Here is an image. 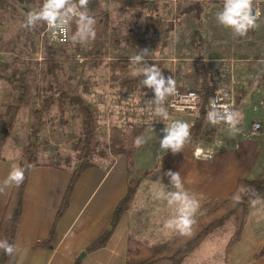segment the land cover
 I'll list each match as a JSON object with an SVG mask.
<instances>
[{
	"label": "crops",
	"instance_id": "crops-1",
	"mask_svg": "<svg viewBox=\"0 0 264 264\" xmlns=\"http://www.w3.org/2000/svg\"><path fill=\"white\" fill-rule=\"evenodd\" d=\"M28 1L5 0L0 8V64L10 65L12 69L15 68V58H20V44L28 49L32 45V41L20 36L26 29L38 32L43 24L38 20L34 25L24 26L26 14L39 10L36 3ZM223 2L88 0V5L99 3L105 9L109 18L108 32L97 42L78 43L71 37L69 45L57 50L60 64L57 71L69 97L81 98L90 105L95 120L102 119L95 126L98 138L102 136H98L101 130L102 137L108 140L111 128L121 131L123 117L132 110L150 114L160 108L159 104H164L168 112L173 113L168 108L169 96L159 104L152 99L145 102L144 107L136 105L149 89L139 88L141 78L145 76L143 69L153 65L160 69L165 80L173 78L181 91L196 90L205 96L208 87L214 93L221 88L233 90L237 98L235 113L239 114L238 131L213 125L204 119L190 134L189 142L181 152L158 154L156 166L148 169L135 163L130 165L128 157L122 153L98 154L82 170L68 206L58 221V211L78 165V153L75 159L71 155L64 157V161L72 163L69 166L41 162L30 167L15 237L16 252L10 264H75L78 261L80 264H127L130 238L157 246L182 234L165 227L166 221L176 215L177 205L167 204L172 193H186L199 203L193 217L195 221L228 199L240 179H249L259 153L257 143L242 134L251 128L243 131L245 116L242 113L251 101H264V34L259 28L264 24V15L254 28L240 36L217 24L216 14L222 10ZM20 5L35 9L28 7L24 10ZM128 11H132L127 16L132 19L130 21L126 20ZM40 35L33 43L37 51L30 56L21 55L32 67L33 97H40L44 92L42 75L35 72L38 66L45 67ZM143 51H147L143 60L139 64L132 63L131 58L142 55ZM80 53L89 54V61L77 63L75 56ZM25 69L23 67L21 71ZM0 83V140L4 141L0 160L1 222L14 187V184L6 186L4 181L14 167H20L24 148L20 145L19 149L13 141L4 138L1 112L12 96L11 84L1 74ZM73 113L72 106H69L67 115L72 114L71 120L76 119ZM67 115L64 125L69 145L79 138V142L83 141L81 124L72 127ZM159 117L162 118L160 114ZM186 117L193 124L196 122L197 117ZM60 128V125L54 126V129ZM74 130L81 134L71 136ZM137 135L140 137L141 133ZM136 149L134 144V153ZM169 171L180 174V188L174 187L165 175ZM133 178L140 179L139 188L110 241L105 247L88 251L87 248L111 228L114 211L127 195ZM263 246L264 241L257 238L255 229L246 224L242 240L228 260H225L224 248L223 264H264V257H255ZM203 263L193 261L191 264Z\"/></svg>",
	"mask_w": 264,
	"mask_h": 264
},
{
	"label": "trees",
	"instance_id": "trees-1",
	"mask_svg": "<svg viewBox=\"0 0 264 264\" xmlns=\"http://www.w3.org/2000/svg\"><path fill=\"white\" fill-rule=\"evenodd\" d=\"M24 1L29 2L28 0ZM41 1L42 0H31V2L37 4L39 9L42 7ZM2 3H5V0H0V8ZM87 7L91 11V17L95 19V39H82L79 35L77 21H73L71 24V37L73 42H97L102 40L108 32L109 18L103 6L97 3L95 5H87ZM42 22L43 24L39 26L38 32H36L35 29H26L25 33L20 36V38H24L26 41H32V45L30 49H28L20 44V58L16 57L13 63V67L15 68L12 69V66L10 65L8 66L3 63L0 64V68L6 73L5 77L11 84L12 96L10 103L1 112L4 126V138H6L10 131L15 127L16 121L24 106L29 105L33 98H35L33 97L34 88L31 83V74L33 72L32 67L27 64V61L21 58V55L27 54L30 56L37 51L35 47H33V43L36 40V37L39 36L45 28V23L44 21ZM26 44L27 42H25V45ZM42 55L45 60V67L41 71V84L44 92L42 93L43 99L39 105L40 107L35 110V115L39 118V121L35 124V130L37 131L39 125L38 122L41 121V124L42 121H44V115L51 114L53 108L58 109L59 114L62 117H65L69 111V106H72L74 112L76 113V117L81 120L82 133L84 135L82 146L77 155L79 164L73 171V176L58 211L56 218V221H58L68 206L71 193L82 170L87 165L91 164L89 156L96 152L99 141L97 139V135L95 134V114L92 112L90 105L79 97H69L68 92L64 90V85L58 77L57 69L60 64L58 61L57 50L47 41H44ZM23 67L26 68L25 71H21V68ZM145 79V76L141 78L139 88H147L144 84ZM165 86L167 87V83ZM213 94L214 90L208 87L206 89V95L204 96L199 116L189 130L190 134L197 130V124H199V122L206 119L207 104ZM123 144L124 142L121 131L116 127L111 128L109 134V144H107V149L109 150L100 151L99 154L103 155L108 152L122 153L128 157L130 165H132L134 150L129 152L126 151ZM3 148L4 141L0 140V160L2 159ZM39 154L40 146L38 143H30L24 147L23 155L19 164V168L25 169L24 180L19 186L14 184L0 222V239H8L13 245L15 244L16 231L22 214L24 192L28 181L29 169L30 167L41 164L38 159ZM139 185L140 179L133 178L130 180L127 195L119 202L114 211L111 228L94 243H92L87 248L88 251H95L108 244L123 212L126 210L130 201L136 194ZM263 198L264 176L256 180L245 178L240 179L235 189L230 194V197L224 200L215 210L196 219L186 233H182L157 246H150L145 242L130 238L127 264H184L186 259L194 253L216 230L231 223L233 224V232L225 248V260H228L232 250L242 240L249 218L251 205L257 200ZM11 257L12 256H8L0 251V264H10ZM255 257L257 259L264 257V246L256 253ZM75 264H80V262L78 261Z\"/></svg>",
	"mask_w": 264,
	"mask_h": 264
},
{
	"label": "rangeland",
	"instance_id": "rangeland-1",
	"mask_svg": "<svg viewBox=\"0 0 264 264\" xmlns=\"http://www.w3.org/2000/svg\"><path fill=\"white\" fill-rule=\"evenodd\" d=\"M28 7L34 8L32 6ZM28 7L26 6L22 8V6L20 5V8L24 10ZM131 13L132 11H128L126 13L127 21L132 20L131 18H127V16H129ZM259 28L262 34H264V24L259 25ZM42 69L44 68L38 66L35 69V72L41 73ZM0 74L5 76L6 73L2 69H0ZM0 86L2 87L1 83ZM155 98L156 97L154 89L149 88L147 90V93L144 94V98H140L138 102L136 101V105H142V107H144L145 102L152 99L156 101ZM42 99V96L35 97V99L33 98L29 105L24 106L22 111L23 114L19 115L17 124L5 139L9 140L10 142L13 141V143L17 145L19 149L20 145L24 148L30 143H38L40 146V154L38 156L40 162L69 166L72 163L64 161V157H66L67 155H71V158L75 159L76 154L79 152L83 141L81 140L79 142V138L74 140L75 142H73V144L69 145L70 140L68 139V132H66L65 130L64 117L59 114L58 109L56 108H53L51 114L44 115V121H42L41 124V121L38 122L39 125L37 131L35 130V124L37 123V121H39V118H37L35 115V110L40 107L39 105L41 104ZM262 102V100L251 101L250 104L246 105L245 112H241L245 116L243 122L244 132H246L255 121H261L262 123H264V106H262ZM159 105L160 108L162 107L166 110L167 117H170L169 119L160 118L157 111V113L152 111L149 114L148 112H144L143 110H132V112L126 114V116L123 117L121 133L124 142L123 146L126 151L129 152L134 149V144L136 138L138 137V133H141L140 137H145L146 139V142L143 145L137 146L136 152L133 153L132 165L135 163L137 166H143L146 169L154 168L156 166L158 162L156 156L160 154L159 139L163 137V129L166 125L172 123L175 120H182L184 122H187L189 125V130L193 125V122L190 120V118L183 115L170 113L168 112V109L164 106V104ZM5 108L6 107H4L3 109ZM71 115L72 114L67 115V119L68 121H70L69 124H71L72 127L76 126L77 124L80 125L81 120L76 117V113H73V116L76 119L71 120ZM100 119L101 118H99V120ZM98 121L97 119L95 120V126H98ZM248 124H250V126H248ZM58 125H60L61 128L54 129V126ZM70 133L71 132H69V134ZM80 134L81 133L79 130H74L72 131L71 136L73 135L77 137ZM101 135L103 136V130L98 132V136ZM102 136L99 137L100 139L97 137L99 141L98 147L96 148V152L93 155L89 156V159L97 158L100 151L109 150L107 149L109 140L108 138L104 139ZM249 139L257 143V150L259 153L258 161L248 175L250 180H256L264 176V128L259 135L251 137ZM9 141L6 142V146L9 145ZM55 158L57 159V161ZM247 224L255 229L257 238L264 241V198L257 200L251 205ZM232 232L233 224L231 223L216 230L213 236L211 235L207 241L201 244L199 249H197L193 254L190 255L188 261L185 264H191L193 261H204L205 263L203 264H223V251L231 237Z\"/></svg>",
	"mask_w": 264,
	"mask_h": 264
},
{
	"label": "clouds",
	"instance_id": "clouds-1",
	"mask_svg": "<svg viewBox=\"0 0 264 264\" xmlns=\"http://www.w3.org/2000/svg\"><path fill=\"white\" fill-rule=\"evenodd\" d=\"M88 0H44L42 7L38 11H29L26 14L24 26L34 25L36 21H45L49 28H58L60 32L67 33L68 29L64 27L68 24L72 17L77 18V27L79 35L84 40H94L95 19L88 15ZM264 15L261 10L255 7L253 0H224L222 10L216 14V22L219 26L225 29H231L236 34L244 36L250 29L256 26L257 20ZM59 21V23H57ZM55 35V33L53 34ZM67 40V35H64L62 42ZM147 51H143L142 55H135L131 58L132 63L139 64L143 60V56ZM143 74L147 77L144 84L154 89L156 101L161 103L166 96L176 94V81L169 77L167 81L163 77L159 68L155 65L145 67ZM167 83V87L165 84ZM219 112L209 111L207 120L213 125L221 122L228 126L230 130L238 131L236 128L238 121V113L232 112L226 105H221ZM156 111L163 119H167V112L164 108H157ZM190 132L187 122L175 120L166 125L163 129V137L159 139L160 153H179L182 151L186 143L189 142ZM146 142L145 137H138L135 140L137 146L143 145ZM24 168H13L4 184H15L19 186L24 180ZM170 178L171 184L176 187H181V178L179 173L167 172L165 174ZM167 204L169 206L177 205L176 215L168 219L165 227L180 233H186L193 224V217L199 208V203L191 198L188 194L182 192L172 193ZM0 251L8 256L14 255L16 247L9 242L8 239H0Z\"/></svg>",
	"mask_w": 264,
	"mask_h": 264
},
{
	"label": "built area",
	"instance_id": "built-area-1",
	"mask_svg": "<svg viewBox=\"0 0 264 264\" xmlns=\"http://www.w3.org/2000/svg\"><path fill=\"white\" fill-rule=\"evenodd\" d=\"M44 0H42V5ZM255 7L259 8L262 13H264V0H253ZM88 15L91 16L90 12ZM263 15L257 20L259 21ZM73 21H77V18L72 17L66 27L68 29L67 33L60 32L58 28H49L45 23V28L41 33V44L47 41L56 50H60L71 42V24ZM59 23V21H57ZM55 33V35H53ZM64 35H67V40L62 42ZM90 59L89 54L80 53L75 56V60L79 64H84ZM40 60H42V55H40ZM177 88V87H176ZM204 94L196 90L181 91L177 88L176 94L173 96L169 95L168 108L170 111L176 114H182L189 117H197L202 109ZM221 105H226L228 109L232 112L236 111L237 98L233 90L228 88H221L215 91L214 95L209 99L206 110V117L209 111L222 110ZM264 106V101L262 102ZM257 109V108H256ZM207 120V118H206ZM208 121V120H207ZM209 122V121H208ZM219 125H223L222 122ZM263 131V123L261 121H255L252 123L250 130L247 133H242L245 137H255Z\"/></svg>",
	"mask_w": 264,
	"mask_h": 264
}]
</instances>
